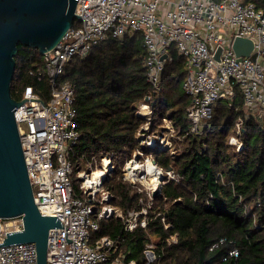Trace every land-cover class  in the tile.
Listing matches in <instances>:
<instances>
[{
	"label": "built area",
	"instance_id": "obj_1",
	"mask_svg": "<svg viewBox=\"0 0 264 264\" xmlns=\"http://www.w3.org/2000/svg\"><path fill=\"white\" fill-rule=\"evenodd\" d=\"M75 13L80 15L77 23L41 53L43 68L37 75L46 77L49 97L43 100L26 86L18 100L28 99L14 109L34 202L41 214L56 215L63 225L49 229L46 264H138L134 258L125 260L114 238L102 235L93 239L91 232L98 229L99 220L112 217L118 218L126 231L146 227L155 199L153 191L160 195L162 187L170 180L178 182L180 175L160 166L145 150L174 153V123L165 116L153 125L152 94H146L137 110L144 117L137 131L138 146L121 167L122 179L141 197L138 207L121 208L113 203V193L106 187L114 170L111 154L92 156L73 170L69 153L78 138L75 89L71 81L61 78L64 66L74 57H85L108 37L139 33L146 80L157 89L173 47L185 58L181 87L189 97L185 110L189 132H201L208 125L216 100L232 107L239 95L243 114L236 117L228 144L240 151L245 120L251 117L264 124V9L242 0H77ZM236 36L252 41L249 55L236 54ZM74 179L80 192L73 187ZM159 214L163 226L169 228L170 223ZM21 229V216L0 219L1 239L6 232ZM166 240L175 241L176 233ZM223 241L219 238L209 249ZM237 256L238 250L232 247L224 260ZM158 258L154 241L149 240L143 249L144 264H153ZM0 264H37L35 244L0 245Z\"/></svg>",
	"mask_w": 264,
	"mask_h": 264
},
{
	"label": "trees",
	"instance_id": "obj_2",
	"mask_svg": "<svg viewBox=\"0 0 264 264\" xmlns=\"http://www.w3.org/2000/svg\"><path fill=\"white\" fill-rule=\"evenodd\" d=\"M242 1H253L264 9V0ZM170 54L157 89L146 80L139 33L108 37L85 57H74L64 66L61 78L71 81L75 89L78 138L69 153L73 170L92 156L111 154L114 170L106 187L113 193L114 204L123 209L139 204L141 194L122 179L121 167L138 146L137 131L144 117L137 110L146 94H152L153 125L166 116L177 133L174 153L145 150L160 166L180 175L178 182L170 180L155 197L146 227L126 231L112 217L99 220L91 237L114 238L125 260L134 258L138 264H144L143 249L149 240L154 241L159 256L153 264H264V124L246 119L242 149L230 147L234 121L243 114L241 98L236 95L232 107L216 100L208 125L201 132H189L185 112L189 97L181 87L185 58L173 47ZM14 58L12 97L20 99L24 88L31 86L46 100L49 86L45 76L37 75L43 68L38 49L19 43ZM77 184L74 179L73 187L80 192ZM159 213L169 228L163 226ZM173 233L176 240L168 242ZM221 237L224 241L210 250ZM232 247L238 256L224 260Z\"/></svg>",
	"mask_w": 264,
	"mask_h": 264
},
{
	"label": "water",
	"instance_id": "obj_3",
	"mask_svg": "<svg viewBox=\"0 0 264 264\" xmlns=\"http://www.w3.org/2000/svg\"><path fill=\"white\" fill-rule=\"evenodd\" d=\"M77 0H0V219L21 216L22 229L6 232L0 245L33 242L37 264H46L50 228L63 227L56 215H43L34 202L27 174L14 109L24 99H15L10 84L17 45H27L40 53L52 48L80 15ZM233 48L238 56L249 55L253 43L236 36ZM220 47L214 57L218 60ZM164 57V55H162ZM255 54L251 55L254 58ZM240 58V57H239ZM156 197L158 190L153 191Z\"/></svg>",
	"mask_w": 264,
	"mask_h": 264
},
{
	"label": "rangeland",
	"instance_id": "obj_4",
	"mask_svg": "<svg viewBox=\"0 0 264 264\" xmlns=\"http://www.w3.org/2000/svg\"><path fill=\"white\" fill-rule=\"evenodd\" d=\"M75 21H77V20H75ZM176 137H177V133L175 132V134H174L172 140H174ZM173 145H174V143H173ZM179 147H180V146H179Z\"/></svg>",
	"mask_w": 264,
	"mask_h": 264
},
{
	"label": "bare ground",
	"instance_id": "obj_5",
	"mask_svg": "<svg viewBox=\"0 0 264 264\" xmlns=\"http://www.w3.org/2000/svg\"><path fill=\"white\" fill-rule=\"evenodd\" d=\"M144 108V107H143ZM142 111H144V110H142Z\"/></svg>",
	"mask_w": 264,
	"mask_h": 264
}]
</instances>
